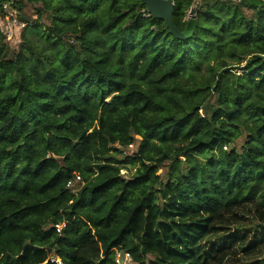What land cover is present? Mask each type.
I'll use <instances>...</instances> for the list:
<instances>
[{
  "label": "trees",
  "instance_id": "16d2710c",
  "mask_svg": "<svg viewBox=\"0 0 264 264\" xmlns=\"http://www.w3.org/2000/svg\"><path fill=\"white\" fill-rule=\"evenodd\" d=\"M26 1L0 0V264H264V1L173 0L176 33L143 0ZM5 3L41 45L9 51Z\"/></svg>",
  "mask_w": 264,
  "mask_h": 264
},
{
  "label": "rangeland",
  "instance_id": "374dc122",
  "mask_svg": "<svg viewBox=\"0 0 264 264\" xmlns=\"http://www.w3.org/2000/svg\"><path fill=\"white\" fill-rule=\"evenodd\" d=\"M24 4V16L26 17L27 20H32V19H36L38 18V14L36 13V9L38 7H40V4H34V3H30L27 2L26 0H22ZM24 20V19H23ZM26 21V20H25ZM40 21L43 23V27L42 29H35V28H27L24 29V31L22 30L20 33V37L17 36H12V37H8L5 36L4 37V43L7 45L8 49L10 52H17L21 45H22V41L23 38H27V39H32L36 44L41 45V43L43 42V32L46 30L47 25L50 23V18L47 15H42L40 18ZM239 72H241L239 70ZM131 81H136L138 83H140L145 89H147L150 93L154 94L157 98H161L163 97L166 93H169L171 91L177 93L179 96H183V93L180 92L179 90H169V89H158L156 88L151 82H149L146 79H138V78H132ZM242 143V138H239L236 141V145H241ZM136 148V145L134 144L133 147H129L125 150V152H133ZM135 169V167H133L132 165H128L126 167V169L122 170V173H131L133 172ZM158 174H163L164 173V168H160L157 172ZM121 260H123L122 264H136L134 261L130 260V257L127 256L126 254L121 253Z\"/></svg>",
  "mask_w": 264,
  "mask_h": 264
},
{
  "label": "water",
  "instance_id": "95a60500",
  "mask_svg": "<svg viewBox=\"0 0 264 264\" xmlns=\"http://www.w3.org/2000/svg\"><path fill=\"white\" fill-rule=\"evenodd\" d=\"M143 2L146 5L147 10L151 14L164 18L168 25L176 33V28L173 22V11L175 7V3L173 0H143ZM199 6L200 3L198 0H196L194 5L190 9V15L195 14Z\"/></svg>",
  "mask_w": 264,
  "mask_h": 264
},
{
  "label": "built area",
  "instance_id": "2783aa9c",
  "mask_svg": "<svg viewBox=\"0 0 264 264\" xmlns=\"http://www.w3.org/2000/svg\"><path fill=\"white\" fill-rule=\"evenodd\" d=\"M3 8H4V16L2 18V23H4V26L6 28V36L8 35V37H12L15 34L17 29L21 30L25 28L27 25V22L19 20L17 17H15L13 11L10 8L9 3H5ZM130 146L133 147V145H130ZM76 180L77 181L81 180L80 175L76 176ZM74 181L75 180H70L68 182V186H72L74 184ZM57 230L58 231L61 230V225H57ZM51 260L54 261L56 259L52 258ZM57 262L58 264H61L58 259H57ZM122 262L123 260H121V253H118L117 263L122 264Z\"/></svg>",
  "mask_w": 264,
  "mask_h": 264
}]
</instances>
